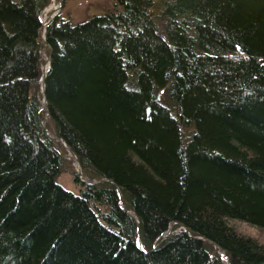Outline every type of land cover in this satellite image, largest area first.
<instances>
[{
    "label": "trees",
    "instance_id": "16d2710c",
    "mask_svg": "<svg viewBox=\"0 0 264 264\" xmlns=\"http://www.w3.org/2000/svg\"><path fill=\"white\" fill-rule=\"evenodd\" d=\"M50 1L0 0V264H226L215 244L264 264L232 224L264 230V0L55 17L45 112L84 175L113 180L77 174L80 193L57 182L65 157L42 124Z\"/></svg>",
    "mask_w": 264,
    "mask_h": 264
},
{
    "label": "rangeland",
    "instance_id": "374dc122",
    "mask_svg": "<svg viewBox=\"0 0 264 264\" xmlns=\"http://www.w3.org/2000/svg\"><path fill=\"white\" fill-rule=\"evenodd\" d=\"M63 2H64V6H62V8L60 9V12L58 14V15H60V18L61 19H71L73 21V23H80V22L88 20L89 18L94 17L96 15L104 14L107 9H110L111 7H113L115 0H63ZM53 3H55L56 6H60V0H52L50 5ZM50 5H48V7ZM47 8L44 10V12L42 14V22H43V19L45 20L46 16L51 15L53 13V11L55 10V9H52V10H49V12H48ZM55 17L53 18V20L55 19ZM43 28H44V22H43V26H42L41 30H43ZM41 37H42L41 41H43V38L45 37V31H44V33H43V31H41ZM48 54H49L48 46L43 43L42 57L44 59V63L42 64V69L46 65L48 67V63H47ZM42 72H43V70H42ZM42 89H43V86H42V83L40 80L38 91H39V96H41L43 94V97L41 96V98H40L41 102L43 101L42 103H43V117L44 118H43L42 123H43V126H45L47 128L48 134L52 137H55L56 135H54L53 125L50 122V117L45 112V110H46V108H44L45 107V105H44L45 100H44V93H43ZM60 141L61 140L56 141V145L62 151V153L65 157V162H64V166L62 168V172L57 176V182L69 191H72L74 193H80L82 186L77 184L74 177H75V175L78 174L79 179L83 182H87L84 180H87L88 177L84 175V174H86L85 172L82 174H80L79 172L77 173L78 161H79L78 158L76 157V155H73L71 153L72 150L67 148L65 146V144H63V145L60 144L62 146L61 147L58 143ZM100 178H102V177H100ZM104 178H106V177H104ZM91 183H98V182L93 181ZM117 190L120 193V190L118 188H117ZM232 224L236 225V227L238 228V230L241 233H243L247 236H251V237L256 238L259 242H261L264 245V230H262L260 228H255L254 226H252L249 223H244V222H240V221H233ZM171 230L172 229H170L169 232H171ZM179 230L180 229H178L177 232ZM169 232L162 234V238L164 236L166 237L167 235H169ZM190 235H191V237L195 236L192 234H190ZM197 237H199V236H197ZM158 243L159 242L157 241L156 245ZM211 248H213V252H215L213 245H211ZM215 249H216V247H215ZM218 253H219V251H218ZM223 258L227 262V259L224 256H223ZM226 264H228V263H226Z\"/></svg>",
    "mask_w": 264,
    "mask_h": 264
},
{
    "label": "bare ground",
    "instance_id": "6f19581e",
    "mask_svg": "<svg viewBox=\"0 0 264 264\" xmlns=\"http://www.w3.org/2000/svg\"><path fill=\"white\" fill-rule=\"evenodd\" d=\"M56 5H55V3H53V4H51L48 8H47V10H48V12H49V10H52V9H56ZM54 12V11H53ZM53 14V13H52ZM52 14L51 15H48V16H46L45 17V20L43 19V22H44V27H46V24L48 23V21H49V19L52 17ZM43 33H44V30H43ZM43 40H45V37L43 38ZM47 63H48V60H47ZM45 69V70H44ZM47 69H48V67H47V65L43 68V75H42V78H41V83H42V86H43V93H44V90H45V80H46V71H47ZM45 98H46V100H47V97H46V95H45V93H44V100H45ZM47 102H48V100H47ZM62 141V140H61ZM66 146V145H65ZM72 153V152H71ZM104 177H102V178H90V177H88L87 178V180H84V181H87V182H93V181H97V182H102V181H113L112 179H109V178H105L106 180H102ZM120 197H121V200H123V196H122V193H120ZM123 206H124V204H123ZM125 208V207H124ZM126 209V208H125ZM127 210V209H126ZM129 212H131V211H129ZM171 232H172V230H171ZM171 232H169V233H171ZM200 239H202V240H204V241H208V242H211V243H214L213 241H211V240H209V239H205V238H201L200 237ZM143 244V243H142ZM215 247L216 248H218V251H219V254L223 257H225L226 258V255L225 254H223V252L221 251V249L219 248V246L218 245H216L215 244ZM227 259V262L226 263H228V264H230V262H229V258H226Z\"/></svg>",
    "mask_w": 264,
    "mask_h": 264
},
{
    "label": "water",
    "instance_id": "95a60500",
    "mask_svg": "<svg viewBox=\"0 0 264 264\" xmlns=\"http://www.w3.org/2000/svg\"><path fill=\"white\" fill-rule=\"evenodd\" d=\"M45 41V40H44ZM46 42V41H45ZM50 61H51V56L49 57V59H48V62L50 63ZM44 93H45V90H44ZM48 107V102H47V100H46V98H45V108H47ZM46 128V127H45ZM57 140H60L61 138H56ZM72 154L73 155H75V153L72 151ZM79 164V169H78V171H79V173L80 174H82V166H81V163L79 162L78 163ZM102 180H106L105 178H103ZM119 190H120V188H119V186L117 187ZM120 193H121V190H120ZM194 238H196V239H200V237H197V236H194ZM207 240V239H206Z\"/></svg>",
    "mask_w": 264,
    "mask_h": 264
}]
</instances>
